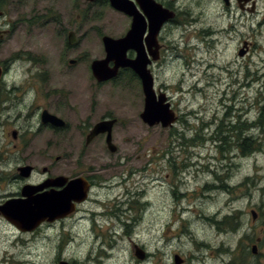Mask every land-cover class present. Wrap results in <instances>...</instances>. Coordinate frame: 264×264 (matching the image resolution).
I'll use <instances>...</instances> for the list:
<instances>
[{"label": "rangeland", "instance_id": "rangeland-1", "mask_svg": "<svg viewBox=\"0 0 264 264\" xmlns=\"http://www.w3.org/2000/svg\"><path fill=\"white\" fill-rule=\"evenodd\" d=\"M201 1L179 0L193 14L192 28L167 26L164 59L151 68L155 88L166 93L178 116L171 127L142 122L143 93L132 71L120 69L105 82L92 76L91 61L104 56L101 36L117 37L127 29V18L111 8L88 3L82 44L68 56L62 46L65 35L53 23L9 42L19 51L37 54L39 75L49 76L50 96L36 104L56 114L57 108L69 111L71 131L70 136L55 131L48 141L45 128L33 126L36 104L31 115L23 106L22 127L16 121L9 124L14 115L0 113L4 149L9 153L14 144L22 149L32 144L42 150L40 157L52 155L55 161L60 156L62 164L65 156L64 172L85 178L92 174L93 187L82 210L56 228L22 233L0 218V264H99L97 257L104 264H175V254L182 257L180 264H264V129L254 123L264 104V26L257 25L264 7L259 14L240 15L233 5L224 10L221 0ZM241 40L250 48L239 56ZM78 50L84 62L68 65ZM19 75L23 80L26 74ZM103 117L117 120L112 128L115 152L106 149L104 137L84 145L74 130ZM12 127L18 141L7 132ZM2 132L7 133L4 138ZM246 137L260 148L243 155L240 144ZM9 175L0 176V201L19 191V182ZM103 183L110 188L98 186ZM91 213L97 219L94 228ZM220 213L226 219L218 224L214 219ZM124 222L128 225L119 227ZM59 239L63 250L56 244ZM101 242L114 245L110 254H91ZM132 244L145 252L143 258L135 255ZM19 256L24 263L17 261Z\"/></svg>", "mask_w": 264, "mask_h": 264}, {"label": "flooded vegetation", "instance_id": "flooded-vegetation-1", "mask_svg": "<svg viewBox=\"0 0 264 264\" xmlns=\"http://www.w3.org/2000/svg\"><path fill=\"white\" fill-rule=\"evenodd\" d=\"M122 1L124 4L129 5L132 13L126 14L115 9L111 5L112 0H0V50L2 49V52H0V113H6L8 116H15L14 120H10L11 122L9 124H11V126L16 121L19 126L22 127V113L24 114L25 110L29 109L27 115H31L32 106L36 104L39 99H48L50 96V91L48 88L49 76L47 74L39 75V69L35 62V56H37V54L33 51L30 53L19 51L16 49L17 46L10 47L9 42L13 40L19 33L44 31L45 25L53 23L56 25L55 30L58 31L60 35H65L63 37L64 39L62 46L65 55L68 56L71 52H76L77 48H79L82 44L81 41L83 36L81 35V32L85 28L88 3L96 4L102 10L105 8H111L113 12H115L114 14L126 17V31L130 30L133 24L135 25L138 23V31L141 32V38L137 39V45L143 49L145 57L147 58L146 60L148 61L147 68L152 73L154 81H156L155 74L152 72L151 68L153 65H156V63H161L164 59L163 52L167 48V39L163 33L166 27H183L184 31L190 30L192 28L191 24L194 19L192 16L193 14L191 13V10L188 6H186V9H183L182 7L184 4H181L179 0ZM199 1L201 5L204 2L201 0ZM221 1L223 2L224 10L229 11L232 9L231 7L233 5L237 11L241 12L240 15L246 11H248L250 15L255 13L259 14L261 13L260 10L264 7V0ZM148 2L154 5V8H152L151 11L146 7ZM168 14L171 15L168 16ZM156 16L158 17L155 18ZM136 17H138V21L135 20ZM229 25L230 27L235 26L232 23ZM257 25L262 27L264 26V16L260 18V20L257 22ZM16 31L18 32L16 33ZM150 33H152V36ZM241 43L242 46H244L247 50L245 51V54H247L250 48L249 42L246 40H241ZM2 45H5V47L10 51H6L5 53ZM126 55L129 58H135L136 50L130 48L127 50ZM83 56L84 54H82L81 50H78L75 57L68 60V65H80L82 62H84ZM111 64L112 63L110 62V65ZM122 69L129 70L130 72L132 71L129 68ZM21 72L26 74L21 76L23 80H20L19 78V74ZM78 75L79 77L82 75V70L78 73ZM155 89L157 94L158 91L161 90L158 87ZM31 98H33L32 102L29 101ZM53 100L54 98L52 97V101ZM23 106H26L24 112ZM36 108L37 112L35 114L38 115L37 121L33 126H39V128L44 127V130L48 135V139L54 136L55 131L68 134L70 136L71 128L69 125V111L63 113L57 108L59 114H56L45 106L40 107L38 104H36ZM44 112H46V115L53 114L58 116L64 121V123L62 125L54 124L48 119H46L47 121H43L42 118L45 114ZM105 118L111 117H103L100 120ZM95 123L88 125L87 121L83 125H75L74 130L78 132L83 138L84 145L90 144L93 140H95V138L98 137H104V140L106 139V133H99L91 137L87 142V138L90 135L91 129ZM4 124L6 125L7 123H1V126ZM7 132L10 134L12 140H19V135L17 134L14 127L10 128V130ZM6 134L7 133H3L2 137L4 138ZM48 141H52V139H49ZM16 146V144L13 145V147L16 148L15 151L7 153V151L4 149L3 141L0 138V176L2 174H9L10 172L9 178H11L15 184L16 182H19V191L17 193H10L7 198L0 201V205L10 198H26V196L22 195V190L24 189L25 185H31L32 188L29 190H33V187H37L34 189L32 195L38 196L42 193H45L46 191H60L66 187L69 179L75 177L71 176L69 172H64V168L68 163L67 157H63V164L59 162L61 158L60 156H57L56 160L52 161L54 157L52 155H47V161L44 156L40 157L38 155L42 150H36L32 148V144L23 147V149L17 148ZM106 149H108L107 146ZM97 157L99 158L100 156ZM26 168H28V170ZM61 177H66V181H63ZM92 178V174L87 175V178H85L89 183L87 197L85 201H81V203H74V210L72 212L67 213L63 217L55 218L52 221L44 220L32 230H21L18 227L17 229L22 231V233H32L39 230L41 227L51 228L52 226L53 228H56L59 226L57 225L59 222L62 224L69 222L71 215L81 211V206H83L88 201L91 188L93 187ZM109 184L110 183H103L98 186L107 189L110 188ZM7 185L10 188L13 186L9 180L7 181ZM4 190H6V188ZM193 208L199 209L202 212L199 207ZM84 213L88 214V212ZM97 215L99 216V214ZM212 215H216V213H212ZM93 216L94 213H91L90 217H88L91 228H94L95 225L97 226V219H95ZM2 217L6 219L3 214H0V218ZM109 217L112 216L110 215ZM225 219V214L220 213V216L218 215V217L214 220L219 224V222L224 223ZM0 220L4 222L2 219ZM205 243L206 242H204L203 245H206ZM182 262L183 259L181 263Z\"/></svg>", "mask_w": 264, "mask_h": 264}, {"label": "water", "instance_id": "water-1", "mask_svg": "<svg viewBox=\"0 0 264 264\" xmlns=\"http://www.w3.org/2000/svg\"><path fill=\"white\" fill-rule=\"evenodd\" d=\"M111 4L118 10L128 14L132 13L129 5L124 4L122 0H112ZM146 7L151 11L154 5L148 2ZM170 15L171 14H168V16ZM157 17L158 16L155 18ZM135 20L138 21V17H136ZM150 35L152 36V33H150ZM140 38L141 32L138 31V23L135 25L133 24L132 28L122 37L113 38L104 35L102 41L105 57L102 59H95L91 62L92 74L98 81H105L114 77L119 68H131L140 79L144 95V105L140 113V118L149 126L161 123L163 127H166L171 125L175 120L174 112L170 109L169 103L165 102L164 93H160L156 96L153 88V76L147 68V58L145 57L143 49L137 45V39ZM130 48L136 50L135 58L126 56V52ZM245 51L246 49L241 48L238 54L242 56ZM110 62L112 66L109 65ZM44 113L42 118L43 121H47L46 119H48L54 124L62 125L64 123V121L58 117L52 114L46 115V112ZM114 122L115 119L101 120L97 122L92 129L93 135L107 132L106 144L111 152H114L116 149L111 141L110 135ZM90 138L91 137L87 138V142ZM26 169L28 170V168ZM62 180L66 181V177H63ZM30 188H32L31 185H25L22 190V195L26 196V198H10L0 205V214H3L21 230H32L44 220L52 221L55 218L63 217L67 213L72 212L74 210V203L86 199L89 184L83 177H75L69 179L66 187L60 191H46L38 196L32 195L34 189L37 187H33V190H29ZM251 214L252 218H255L256 214L253 210ZM133 251L138 258L144 257V252L140 248L133 246ZM252 252H256V245L252 246ZM181 261L178 255H174L175 264ZM59 264L69 263L61 260Z\"/></svg>", "mask_w": 264, "mask_h": 264}, {"label": "trees", "instance_id": "trees-1", "mask_svg": "<svg viewBox=\"0 0 264 264\" xmlns=\"http://www.w3.org/2000/svg\"><path fill=\"white\" fill-rule=\"evenodd\" d=\"M254 123H257L256 126H259L260 128H262V130L264 129V104L261 105L258 118ZM240 147L242 154L246 155L250 152L258 150L260 148V144L254 139L246 137L243 140V143L240 144Z\"/></svg>", "mask_w": 264, "mask_h": 264}, {"label": "bare ground", "instance_id": "bare-ground-1", "mask_svg": "<svg viewBox=\"0 0 264 264\" xmlns=\"http://www.w3.org/2000/svg\"><path fill=\"white\" fill-rule=\"evenodd\" d=\"M198 254H199V255H198ZM196 255H197V256H200V255H201V253H200V252H198ZM195 260L197 261V260H199V258H198V257H196V258H195Z\"/></svg>", "mask_w": 264, "mask_h": 264}]
</instances>
